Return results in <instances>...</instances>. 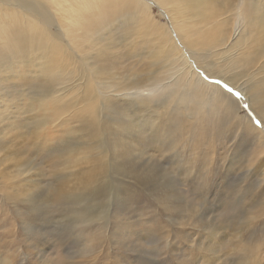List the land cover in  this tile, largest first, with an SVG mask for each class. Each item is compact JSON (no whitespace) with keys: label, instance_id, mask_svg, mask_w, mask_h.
Wrapping results in <instances>:
<instances>
[{"label":"rangeland","instance_id":"374dc122","mask_svg":"<svg viewBox=\"0 0 264 264\" xmlns=\"http://www.w3.org/2000/svg\"><path fill=\"white\" fill-rule=\"evenodd\" d=\"M33 2L0 0V264H264V0Z\"/></svg>","mask_w":264,"mask_h":264},{"label":"snow or ice","instance_id":"6c2138e0","mask_svg":"<svg viewBox=\"0 0 264 264\" xmlns=\"http://www.w3.org/2000/svg\"><path fill=\"white\" fill-rule=\"evenodd\" d=\"M54 2V0H34L32 7L37 10V13L39 17L46 22H50L54 26V18H51V4ZM231 91V89H229ZM236 95H240L239 93H236ZM257 124H259V121H257Z\"/></svg>","mask_w":264,"mask_h":264},{"label":"bare ground","instance_id":"6f19581e","mask_svg":"<svg viewBox=\"0 0 264 264\" xmlns=\"http://www.w3.org/2000/svg\"><path fill=\"white\" fill-rule=\"evenodd\" d=\"M28 9H30V8H28ZM177 24H179V23H174V22H172L171 23V29L174 31V32H177V33H181V31L180 30H178L177 29V27H176V25ZM180 25V24H179ZM181 26V25H180ZM9 28V27H8ZM235 32H236V30H235ZM234 32V33H235ZM160 36H161V38H162V40L163 41H168V43L170 44V46H171V49L173 48V44H172V41H171V39H172V37L174 36L172 33H171V37H170V34H169V32L168 31H163V32H160ZM175 46H177L176 45V43H175ZM178 47V46H177ZM207 86H208V88L210 89V90H212L214 93H217L218 95H219V91H217V89L215 88V84H212V83H208L207 84ZM230 95V94H229ZM221 97V96H220ZM222 97H224V96H222ZM227 99V98H226ZM235 100H233V102H234ZM235 103H236V101H235ZM250 123V122H249ZM255 129V128H254ZM257 130H260V129H257ZM258 133V132H257ZM260 137H263L264 138V135H260ZM264 140V139H263ZM262 141V140H261Z\"/></svg>","mask_w":264,"mask_h":264}]
</instances>
